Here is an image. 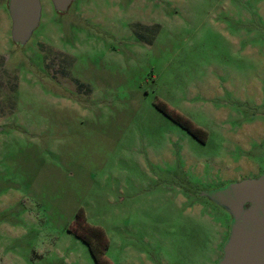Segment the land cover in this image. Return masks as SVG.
<instances>
[{
  "label": "rangeland",
  "instance_id": "1",
  "mask_svg": "<svg viewBox=\"0 0 264 264\" xmlns=\"http://www.w3.org/2000/svg\"><path fill=\"white\" fill-rule=\"evenodd\" d=\"M41 2L21 46L0 1V264H96L81 209L111 264H217L201 192L264 172V0Z\"/></svg>",
  "mask_w": 264,
  "mask_h": 264
},
{
  "label": "water",
  "instance_id": "2",
  "mask_svg": "<svg viewBox=\"0 0 264 264\" xmlns=\"http://www.w3.org/2000/svg\"><path fill=\"white\" fill-rule=\"evenodd\" d=\"M51 1L57 12L67 13L76 0ZM7 7L12 21L11 38L15 44L25 46L40 26L42 2L8 0ZM3 129L0 126V131ZM201 195L231 216L229 236L217 264H264V172L203 190Z\"/></svg>",
  "mask_w": 264,
  "mask_h": 264
},
{
  "label": "trees",
  "instance_id": "3",
  "mask_svg": "<svg viewBox=\"0 0 264 264\" xmlns=\"http://www.w3.org/2000/svg\"><path fill=\"white\" fill-rule=\"evenodd\" d=\"M159 106L165 112L170 113L165 104L159 103ZM176 119L184 128H190L192 124L189 118L180 115H177ZM200 129L202 134L206 137L207 132L203 128ZM202 134H200L199 137L204 140L201 136ZM83 221L85 224H83ZM77 222L79 225H82V230L78 229L79 236L88 245L96 264H111L106 257V250L109 247V240L106 231L100 226L89 224L82 209L78 212Z\"/></svg>",
  "mask_w": 264,
  "mask_h": 264
},
{
  "label": "flooded vegetation",
  "instance_id": "4",
  "mask_svg": "<svg viewBox=\"0 0 264 264\" xmlns=\"http://www.w3.org/2000/svg\"><path fill=\"white\" fill-rule=\"evenodd\" d=\"M41 81L43 82V83H45V85L46 84H50V83H53V82H58V81H60L59 79H56V78H53V80H52V82H45L44 81V79L42 80L41 79ZM27 81H25L24 82V84L26 83ZM73 83H74V85H77L76 84V79L74 78V80H73ZM23 82H21V85H20V87H22L23 85ZM80 85L81 86H83L81 83H80ZM47 86V85H46ZM54 87V86H53ZM69 90H71L72 92H79V89H77V88H70ZM84 90H85V92H88V89H87V87L85 88L84 87ZM55 93V92H54ZM59 94V93H58ZM58 94H55V95H58ZM83 94H85V95H87V93H83ZM59 96V95H58ZM8 102H16V99L15 98H11V99H9L8 100ZM11 118L12 119H14V118H17V116H15V115H13V116H11ZM14 122H16L15 120H12L11 121V123H14ZM192 122V121H191ZM0 126H3V125H0ZM3 130L2 131H4L5 130V126H3ZM201 127L200 126H197V125H195V124H193V122H192V124H191V126H190V128H185L191 135H193L194 137H196V138H200L199 137V135L200 134H202V131H201V129H200ZM2 131H0V132H2ZM55 134H56V131L54 130L53 131V136H55ZM202 140V139H201ZM48 149V148H47ZM0 262H1V260H0Z\"/></svg>",
  "mask_w": 264,
  "mask_h": 264
}]
</instances>
